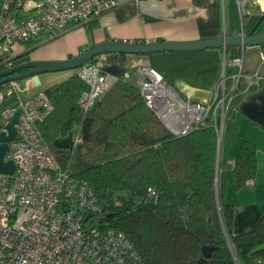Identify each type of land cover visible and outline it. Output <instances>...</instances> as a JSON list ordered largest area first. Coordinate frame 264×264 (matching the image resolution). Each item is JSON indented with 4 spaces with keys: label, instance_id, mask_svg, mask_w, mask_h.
I'll list each match as a JSON object with an SVG mask.
<instances>
[{
    "label": "trees",
    "instance_id": "obj_1",
    "mask_svg": "<svg viewBox=\"0 0 264 264\" xmlns=\"http://www.w3.org/2000/svg\"><path fill=\"white\" fill-rule=\"evenodd\" d=\"M248 8L250 13L241 15L237 0H225L227 34L264 29L260 6L248 4ZM36 46L16 54L14 64L28 60ZM241 51V46L229 45L226 58ZM223 52V47H208L147 56L177 89L182 82L208 90L220 78ZM231 82L229 78L227 84ZM263 84L264 78L245 90L246 81H240L226 112L220 151L214 123L175 136L146 106L138 88L121 79L84 113L78 98L87 84L76 71L46 86L54 109L40 129L60 163L92 187L101 206L100 224L124 231L144 264H264V213L253 227L233 232L234 205L225 199L222 170L229 120L243 115L239 108L242 99ZM8 86L9 82L3 83L0 89ZM18 99L15 92H6L0 101V131L1 110L16 107ZM251 121L264 129L262 122ZM77 125V144H55ZM258 169L257 145L245 138L233 167L235 189L254 179ZM205 245L214 246L210 257L203 253Z\"/></svg>",
    "mask_w": 264,
    "mask_h": 264
},
{
    "label": "built area",
    "instance_id": "obj_2",
    "mask_svg": "<svg viewBox=\"0 0 264 264\" xmlns=\"http://www.w3.org/2000/svg\"><path fill=\"white\" fill-rule=\"evenodd\" d=\"M131 1L139 0H0V70L15 65L13 58L19 53L15 44L38 37L40 44L54 40L69 25H82ZM259 1L237 0L240 14L250 13L248 4ZM226 47L220 78L207 90L209 97L177 89L150 63L125 70L121 79L138 88L146 106L173 135L188 134L211 122L220 142L226 112L240 81H246V90L263 79L260 68L245 71V47L231 59L226 58ZM230 67L237 71L229 73ZM75 71L87 84L78 98L87 113L112 88L114 79L101 71L97 61ZM8 82L6 90L0 89V101L6 92H15L19 99L16 107L1 110V131H8L6 125L18 108L21 113L5 153V160L14 161L15 170L0 172V264H144L124 231L93 222L101 206L92 187L64 167L45 141L40 125L54 104L42 79L34 85L27 80ZM71 135V143L77 144L79 125Z\"/></svg>",
    "mask_w": 264,
    "mask_h": 264
},
{
    "label": "crops",
    "instance_id": "obj_3",
    "mask_svg": "<svg viewBox=\"0 0 264 264\" xmlns=\"http://www.w3.org/2000/svg\"><path fill=\"white\" fill-rule=\"evenodd\" d=\"M258 4H261L260 12H264L262 3L259 1ZM224 21L225 0H139L106 11L82 25H69L66 31L54 40L40 44L38 41L41 38L38 37L24 44H15L14 47L16 52L22 53L37 44L30 50V58L61 59L77 55L96 43L108 40L152 42L214 37L226 33ZM246 49L247 46L244 48L245 71L252 72L260 68L264 78V61L261 59L264 44L249 47L250 50H258V59L261 61L253 59L246 64ZM123 54L125 53L107 52L97 59L101 71L110 75L114 79V84L121 79L125 70L141 63H150L147 55ZM74 71H59L50 82L44 73L47 78L46 86L67 78ZM183 87L181 89H190L198 96H203L207 92L206 89L188 84H183ZM239 108L243 115H236L229 120V144L224 151L223 173L226 175L227 183L230 178V183L233 184L234 162L245 138L256 143L259 162L257 174L264 173V129L251 121L258 120L264 124V84L257 92L247 94ZM256 176L253 184L246 183L255 189L259 185V178L257 180ZM245 206L247 209L243 217L235 212L232 226L235 233L253 227L255 218L260 219L264 213L261 211L262 207L254 200L245 203Z\"/></svg>",
    "mask_w": 264,
    "mask_h": 264
},
{
    "label": "water",
    "instance_id": "obj_4",
    "mask_svg": "<svg viewBox=\"0 0 264 264\" xmlns=\"http://www.w3.org/2000/svg\"><path fill=\"white\" fill-rule=\"evenodd\" d=\"M264 14V12H262ZM225 22V21H224ZM241 32L239 34H226L198 38L193 40H162V41H131V40H108L96 43L81 53L61 59H33L15 64L14 66L0 70V85L11 80H27L29 84H39V75L43 73L75 70L81 65L98 58L101 54L107 52H119L125 54H142L148 55L150 53L159 51H194L205 49L208 47H224L229 45H237L246 47L247 45H261L264 44V29L258 32ZM21 109L18 108L6 127L8 131L0 132V172L13 173L15 170V163L13 160H5V153L8 148V141L13 139L16 135V124L19 122ZM72 142V135L64 139H57L55 144L60 147L69 146ZM221 141L219 142L220 151ZM214 246H203V253L206 257L212 255Z\"/></svg>",
    "mask_w": 264,
    "mask_h": 264
},
{
    "label": "rangeland",
    "instance_id": "obj_5",
    "mask_svg": "<svg viewBox=\"0 0 264 264\" xmlns=\"http://www.w3.org/2000/svg\"><path fill=\"white\" fill-rule=\"evenodd\" d=\"M253 6L256 7V6H260V5L254 4ZM251 46H257V45H247L246 64H248L253 59L259 60L258 59V50H255V51L250 50L249 47H251ZM259 61H261V60H259ZM58 72L59 71L45 73V74H47V78L49 79L48 82H50L52 80V78L55 77L54 75L57 74ZM45 74L44 73L40 74V76H41L40 78L42 79L43 86L47 84V78H46ZM44 78H45V81H44ZM177 86L179 87V89L184 88L182 82H178ZM209 96H210V92H206L205 95L198 96V97H209ZM224 168H225V163H223L222 170H224ZM223 176H224V179L226 180L225 199L234 205V215L236 212L238 216L241 215L243 217L245 210L247 209V207L245 206V203H247L249 201H253V200L260 207H262V209L260 208L261 211L262 212L264 211V187H263V185H264V173L257 174L256 179L258 180V178H259V185L256 187V189L252 185L246 184L241 189L237 190V189H235L234 184L230 183L231 182L230 178H229V182H228L229 185H228L226 175L223 174ZM232 179H234V175H233ZM100 217H101L100 214H95L92 217L93 222L98 223L100 221ZM243 219H245V217L242 218V220ZM258 221H259V219L255 218L252 225L253 226L256 225V223Z\"/></svg>",
    "mask_w": 264,
    "mask_h": 264
},
{
    "label": "bare ground",
    "instance_id": "obj_6",
    "mask_svg": "<svg viewBox=\"0 0 264 264\" xmlns=\"http://www.w3.org/2000/svg\"><path fill=\"white\" fill-rule=\"evenodd\" d=\"M260 2L262 3L263 7H264V0H260ZM261 5V4H260ZM76 70V69H75Z\"/></svg>",
    "mask_w": 264,
    "mask_h": 264
}]
</instances>
